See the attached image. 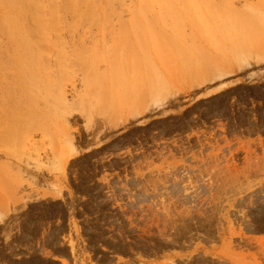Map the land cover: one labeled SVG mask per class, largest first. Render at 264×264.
Wrapping results in <instances>:
<instances>
[{"label":"rangeland","instance_id":"1","mask_svg":"<svg viewBox=\"0 0 264 264\" xmlns=\"http://www.w3.org/2000/svg\"><path fill=\"white\" fill-rule=\"evenodd\" d=\"M36 1L0 28V264H264V0Z\"/></svg>","mask_w":264,"mask_h":264},{"label":"bare ground","instance_id":"2","mask_svg":"<svg viewBox=\"0 0 264 264\" xmlns=\"http://www.w3.org/2000/svg\"><path fill=\"white\" fill-rule=\"evenodd\" d=\"M2 2H3V0H1ZM50 1V0H49ZM56 1V0H55ZM70 1V3L68 4L69 5V8H71L70 9V11H72V12H74L73 13V15L75 16V18H76V20H79L83 15H84V11L82 10V8L80 9V8H77V7H75V4L79 1V0H69ZM68 1V2H69ZM6 2H7V0H6ZM9 3H8V6H9V9H6L5 11H3V12H0V28L2 27V28H4V27H6V28H8L7 30L8 31H6V33L7 32H10L9 30V27H7V25L11 22V21H15V15L13 14V10L15 11V10H17V12L19 13V14H21V15H24V16H22L21 18H24V19H22L23 20V23H26V24H28V25H31L32 27H31V31H32V33L34 32V33H36V31L38 30V29H40V28H44L43 26H44V20H43V13L44 12H42L41 11V9H40V6H39V3H38V1H36V0H12V2L11 1H8ZM53 2H54V0H53ZM80 2L81 3H83V5H85L87 8H85L87 11H90L91 9H92V7H90V4H91V2H92V4H93V0H80ZM79 2V3H80ZM1 3V2H0ZM66 3V2H65ZM78 3V4H79ZM55 4H56V2H55ZM48 5V4H47ZM50 5V4H49ZM52 5V4H51ZM51 5H50V7H51ZM79 6H81V5H79ZM92 6V5H91ZM4 7V6H3ZM44 7V6H43ZM43 7H41L42 9H43ZM46 7V6H45ZM82 7V6H81ZM5 8V7H4ZM53 8H54V6H53ZM50 9V8H49ZM66 9V8H65ZM64 9V10H65ZM62 10V9H61ZM69 9H67L66 11H68ZM46 11H48V9H46ZM50 12V11H49ZM86 12V11H85ZM59 13H61L60 11H59ZM69 13V12H68ZM15 14H17V13H15ZM47 14V13H46ZM45 14V15H46ZM50 14H51V18H49V21H54V18L53 17H55V16H53V15H55V13L54 12H50ZM62 15V14H61ZM7 16H9L10 18H11V20H9V19H7ZM15 16V17H14ZM43 16V17H42ZM53 16V17H52ZM60 16V15H59ZM59 16L57 17L58 19H59ZM18 17V16H17ZM47 17V16H46ZM21 18H18V20H20ZM62 19V18H61ZM60 19V20H61ZM59 20V21H60ZM47 21V20H46ZM56 21V20H55ZM44 23V24H43ZM51 23V22H50ZM58 23V22H57ZM61 23V22H60ZM13 24V23H12ZM10 25V26H13V25ZM73 24V23H72ZM8 25V26H9ZM49 26H51V24H48ZM47 25V26H48ZM58 24H56V26H57ZM17 26V25H16ZM53 26V25H52ZM1 28V29H2ZM15 28V27H14ZM20 28H22V27H19V29ZM24 29V28H23ZM45 29V28H44ZM6 30V29H5ZM26 30V29H25ZM29 30V29H28ZM21 31H22V29H21ZM21 31L20 32H18V30L16 31V32H18V33H21ZM43 31V30H42ZM45 31V30H44ZM43 31V32H44ZM1 32V31H0ZM4 32V31H3ZM26 33H28L27 31H25ZM25 32H22L23 34L22 35H20L19 34V36H21V37H23L24 38V34H25ZM50 33V32H49ZM14 34V33H13ZM29 34V33H28ZM27 34V35H28ZM41 34V33H40ZM44 34V33H43ZM10 35V37H12L13 35H12V33L11 34H9ZM12 35V36H11ZM18 35V34H17ZM26 35V34H25ZM26 35V36H27ZM44 35H48L47 33L46 34H44ZM7 37H8V34H7ZM18 37V36H17ZM34 37V36H33ZM32 37V38H33ZM30 38V37H29ZM39 38V37H38ZM13 39V38H12ZM31 39V38H30ZM45 39V38H44ZM57 39V38H56ZM39 40V39H38ZM58 40V39H57ZM40 41H42V40H40ZM10 42V41H9ZM8 42V43H9ZM44 42V41H43ZM47 42V41H46ZM58 42V41H57ZM12 43V42H11ZM41 43V42H40ZM16 44H18V43H15V46H17V48H18V45H16ZM20 44V43H19ZM24 44V43H23ZM26 44V43H25ZM39 45V44H38ZM20 49H22L21 48V44H20ZM31 49V48H30ZM43 49V48H42ZM7 50V49H6ZM18 50V49H17ZM17 50H16V52H17ZM23 50V49H22ZM27 50V49H26ZM44 50V49H43ZM2 51V50H1ZM4 51V50H3ZM25 51V50H24ZM24 51H22L21 52V54L23 53V56H24V54L26 53H24ZM27 51H29L30 52V50H27ZM7 52V51H6ZM19 52L20 51H18L17 53L19 54ZM42 53H43V51H41ZM44 52H46V51H44ZM3 53V52H2ZM31 53V52H30ZM6 54H10V53H6ZM13 52H12V55L10 54L9 56H12L13 57ZM27 54H28V52H27ZM44 54V53H43ZM17 54L15 53V55L14 56H16ZM20 56V55H19ZM22 56V57H23ZM25 56H26V54H25ZM29 56H31L30 54H29ZM15 58V57H14ZM31 58V57H30ZM5 59V58H4ZM9 59V58H8ZM17 59H18V57H17ZM20 59H21V56H20ZM34 59V58H33ZM8 61V60H7ZM6 61V62H7ZM12 61H13V59H12ZM25 61V60H24ZM37 61V60H36ZM11 62V61H10ZM18 62H21V61H19L18 60ZM33 62V61H32ZM64 63V62H63ZM13 64V63H12ZM30 64H31V62H30ZM44 64V63H43ZM49 64V63H48ZM65 64V63H64ZM33 65V64H32ZM34 66V65H33ZM23 67V66H22ZM21 67V68H22ZM35 67H36V65H35ZM46 67V66H45ZM72 68V67H71ZM28 69V68H27ZM22 70V69H21ZM25 71V70H24ZM23 71V72H24ZM31 71V70H30ZM58 71V70H57ZM28 74L30 73L29 72V70H28V72H27ZM30 75H31V73H30ZM25 78V77H24ZM59 80V79H58ZM21 81V80H20ZM26 81V80H25ZM14 82V81H13ZM20 84V83H19ZM59 88V87H58ZM57 88V89H58ZM61 88V87H60ZM59 88V89H60ZM20 89V88H19ZM61 91H59V93H60ZM60 94H62V92L60 93ZM54 97H55V95H54ZM38 98V97H37ZM56 101V100H55ZM4 217V215H2V214H0V220L2 219Z\"/></svg>","mask_w":264,"mask_h":264},{"label":"crops","instance_id":"3","mask_svg":"<svg viewBox=\"0 0 264 264\" xmlns=\"http://www.w3.org/2000/svg\"><path fill=\"white\" fill-rule=\"evenodd\" d=\"M60 263V262H59Z\"/></svg>","mask_w":264,"mask_h":264}]
</instances>
